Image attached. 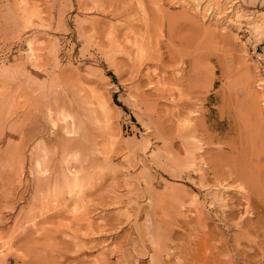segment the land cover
<instances>
[{"label":"rangeland","instance_id":"1","mask_svg":"<svg viewBox=\"0 0 264 264\" xmlns=\"http://www.w3.org/2000/svg\"><path fill=\"white\" fill-rule=\"evenodd\" d=\"M255 108L264 0H0V264H264Z\"/></svg>","mask_w":264,"mask_h":264},{"label":"bare ground","instance_id":"2","mask_svg":"<svg viewBox=\"0 0 264 264\" xmlns=\"http://www.w3.org/2000/svg\"><path fill=\"white\" fill-rule=\"evenodd\" d=\"M135 6H136V4H135ZM132 9V8H131ZM134 9V8H133ZM135 11V10H134ZM242 111H239V113H238V125H239V129L241 128V129H248L249 131L251 130L252 131V133L254 134V131L256 132L255 134H254V137L256 136V140L257 139H259L260 140V142L262 141V140H264V113H262L260 110H259V108L257 109V108H255L254 110H253V114H252V116L256 119V121H255V125H254V127L252 128V125H251V123H250V121H249V119L246 117V115H244L243 113H241ZM232 119H234V118H232ZM230 120V119H229ZM206 122V121H205ZM216 123V129H217V139H218V142L223 146V147H225L226 148V146H227V148L229 149V151H230V153L232 154L233 152H234V149H235V143L233 142V141H228V140H226V136H227V134L230 132L229 130L230 129H234L233 128V126H232V124H231V122L230 121H225V120H223V119H219L217 122H215ZM198 126H201V125H199L198 124ZM204 126V125H203ZM242 126H243V128H242ZM202 127V126H201ZM247 127V128H246ZM203 128H205V127H203ZM195 129V128H194ZM241 131V130H240ZM241 136V135H240ZM228 137V136H227ZM247 139H248V137H246V139H244V141H247ZM255 141V140H254ZM241 142V141H240ZM242 142H243V140H242ZM247 143V142H246ZM254 146V145H253ZM237 148V147H236ZM243 148H244V146H243ZM240 150V149H239ZM236 156V155H235ZM231 158H232V156H229L228 158L225 156V155H223L222 153H219V156H218V158H217V160H216V169H223V167L224 166H229L228 167V169H224V171H225V173L227 174V175H230V173H235V174H237V177L240 175H244V173H245V171L243 172L242 171V169H241V167L240 166H242V165H239V164H237L236 162L234 163V161H232L231 160ZM242 159V158H241ZM240 159V160H241ZM244 161V160H243ZM240 163V162H239ZM257 163V162H256ZM241 164H243V162L241 161ZM246 165H247V163H246ZM245 166V165H244ZM247 167H248V165H247ZM246 167V168H247ZM244 168V167H243ZM256 168H258V174H259V176L261 177V175L262 176H264V173H259V171H261L260 170V166L259 165H257L256 166ZM248 170H249V168H248ZM247 169H246V171H248ZM227 171V172H226ZM240 172H241V174H240ZM247 174V173H246ZM261 174V175H260ZM257 175V174H256ZM247 176H248V174H247ZM255 176V175H254ZM244 177V176H243ZM259 177V178H260ZM241 178H242V176H241ZM254 184V183H253ZM258 186H260V185H258ZM252 187V186H251ZM257 187V186H256ZM253 188H255V185H254V187Z\"/></svg>","mask_w":264,"mask_h":264}]
</instances>
